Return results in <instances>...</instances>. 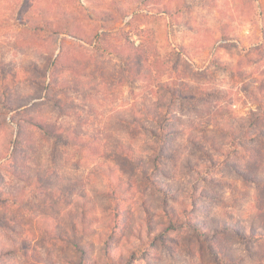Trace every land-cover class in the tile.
Segmentation results:
<instances>
[{
  "label": "rangeland",
  "instance_id": "374dc122",
  "mask_svg": "<svg viewBox=\"0 0 264 264\" xmlns=\"http://www.w3.org/2000/svg\"><path fill=\"white\" fill-rule=\"evenodd\" d=\"M0 264H264V0H0Z\"/></svg>",
  "mask_w": 264,
  "mask_h": 264
},
{
  "label": "trees",
  "instance_id": "16d2710c",
  "mask_svg": "<svg viewBox=\"0 0 264 264\" xmlns=\"http://www.w3.org/2000/svg\"><path fill=\"white\" fill-rule=\"evenodd\" d=\"M174 106H175V104L172 102L171 104H165L163 106V108H159L158 110H156L157 112L154 114L153 113H147V115L150 116V118L155 123H157L159 125V127L157 129L158 130L157 135H159V138H160V136H162L161 139H163V140H165L164 135L169 133V131H170L169 127L164 123V121L165 120L171 121L173 119L174 114L177 112V110L174 108ZM41 129H43V128L41 127ZM52 135L57 138V136H55L56 135L55 132L52 133ZM161 145H164V143Z\"/></svg>",
  "mask_w": 264,
  "mask_h": 264
}]
</instances>
